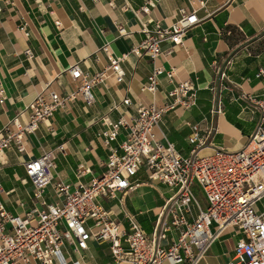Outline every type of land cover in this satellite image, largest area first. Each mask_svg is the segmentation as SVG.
<instances>
[{"label": "crops", "instance_id": "crops-1", "mask_svg": "<svg viewBox=\"0 0 264 264\" xmlns=\"http://www.w3.org/2000/svg\"><path fill=\"white\" fill-rule=\"evenodd\" d=\"M148 1L9 0L0 17V83L5 95L0 102V128L14 118L26 122L30 116L27 106L38 94L50 90L65 94L73 90L75 84L67 72L71 65L79 63L91 74L107 68L110 62L102 50L106 44L112 53L127 57L122 63L126 71L122 83H116L110 76L108 86L100 84L93 88L95 101L90 106L80 98L67 102L52 119L27 134L25 152L10 149L2 156L0 197L7 211L24 214L35 206L34 186L24 162L48 150L61 145L64 148L58 151L51 170L54 181L44 196L47 203L59 200L54 183L61 181L74 188L91 180L92 174L79 177L81 165L91 168L95 175L105 172L110 149L104 142L103 133L108 129L104 118L113 122L122 117L130 120L139 104L155 101L165 105L173 101L164 97V92L172 88L164 76L155 94L141 91L142 83L155 66L174 68L175 82L191 79L198 88L195 105L169 110L155 129L157 138L173 142L181 154L188 155L193 148L188 137L195 124L202 135H210L211 144L201 151L205 154L220 147L241 150L256 127L264 123V75L258 76L264 69V0H151L149 12H141L138 17L136 11ZM183 7L196 9L200 22L183 37L182 44L163 43V54L155 60L148 55L138 57L131 53L132 47L144 38L140 32L141 21L152 19L170 26ZM56 21L61 22L59 27ZM119 26L127 34L120 35ZM28 49L32 57L28 56ZM218 66L226 71L223 81L217 78ZM125 97L132 99L131 106L122 103ZM218 101L221 113L213 112ZM113 104L121 106L112 110ZM125 135L126 130L122 128L111 142L119 152ZM133 181L137 184L135 189L118 192L115 198L101 196L98 201L123 229H129L125 217L128 212L151 238L157 213L175 190L164 184L151 185L145 167ZM36 205L43 207L41 202ZM178 234V231L171 232L162 244L171 246ZM239 237L231 230L226 231L199 264H222L219 258L230 253L233 256ZM222 240L230 243L229 252H220L218 244H224ZM123 246L122 261L114 258L110 242L95 239L80 253L66 245L63 257L68 258V264L76 261L79 264H133L127 242Z\"/></svg>", "mask_w": 264, "mask_h": 264}, {"label": "built area", "instance_id": "built-area-1", "mask_svg": "<svg viewBox=\"0 0 264 264\" xmlns=\"http://www.w3.org/2000/svg\"><path fill=\"white\" fill-rule=\"evenodd\" d=\"M8 2L0 0V17ZM150 5L151 0L136 11L137 16L141 12L148 13ZM177 16L175 22L167 27L157 20L141 21L140 32L144 38L132 47L131 53L138 57L148 55L155 60L163 54V43L182 44L183 37L199 24L200 19L194 8H180ZM60 25L61 22L56 21V26ZM118 33L125 35L127 31L119 26ZM102 50L110 62L107 68L91 74L84 71L79 63L71 65L67 72L74 81L73 90L65 94L55 90L38 94L27 106L30 116L26 122L21 123L14 118L0 128V157L10 149L25 152L27 134L52 119L67 102L80 98L90 106L95 101L93 88L100 84L108 86L110 76L118 84L125 80L126 71L122 63L127 55L112 53L109 44ZM26 52L29 57L33 56L30 49ZM216 74L219 81L226 77L221 66L216 68ZM261 75H264V69L258 74ZM163 76L172 84V88L164 92V97L173 98L172 102L165 105L155 101L139 104L130 120L122 117L113 122L104 118L108 129L103 136L110 155L106 160L107 170L102 174L95 175L91 168L81 165L79 177L92 174L91 180L74 188L61 181L54 183L59 200L47 203L44 196L54 181L51 170L55 167L58 151L64 149L63 145L24 162L34 186L32 199L36 203L41 202L43 207L35 203L24 214H13L6 210L0 197V264H53L56 261L68 264V258L63 257L66 245L72 246L73 252L80 253L89 248L92 239L110 242L117 261L124 259L125 241L133 264H183L187 261L199 264L228 230L240 237L227 264H264V123L256 127L248 144L241 150L230 151L220 147L205 154L201 151L211 144L210 135H202L195 124L188 137L193 148L188 155H183L173 142L157 138L155 129L169 110L195 105L198 88L191 79L175 82L174 68L167 70L155 66L147 81L142 83L141 91L155 94ZM4 99L0 83V102ZM122 103L131 106L132 99L125 97ZM220 103L218 101L213 112H222ZM120 106L113 104L111 109H119ZM122 128L126 135L119 152L111 142L116 140ZM143 167L148 170L151 185L164 184L175 190L160 207L151 238L142 224L128 212H125V217L129 221V229H123L98 201L101 196L115 198L118 192L135 189L137 184L133 178ZM195 185L200 186L207 200L206 208L197 198ZM175 231L179 234L173 244L164 246L162 241ZM74 263L79 264L78 261Z\"/></svg>", "mask_w": 264, "mask_h": 264}, {"label": "rangeland", "instance_id": "rangeland-1", "mask_svg": "<svg viewBox=\"0 0 264 264\" xmlns=\"http://www.w3.org/2000/svg\"><path fill=\"white\" fill-rule=\"evenodd\" d=\"M195 189H196V195H197V198L199 199V201H200V203L202 204V206H203L204 208H206L207 205H208V203H207V200H206L204 194H203L202 191H201L200 186L195 185ZM263 201H264V200H263ZM261 206H262V202L259 203V207H261ZM223 241H224V242H223ZM222 242H223L224 244H218L220 252H223V251H227V252H229V251H230V248H231V247H230V243H228V241H225V240H222ZM231 257H232V253H230L228 256H225V257H224V255H222V256L219 258V261L223 264L225 260L227 261V259H230Z\"/></svg>", "mask_w": 264, "mask_h": 264}, {"label": "bare ground", "instance_id": "bare-ground-1", "mask_svg": "<svg viewBox=\"0 0 264 264\" xmlns=\"http://www.w3.org/2000/svg\"><path fill=\"white\" fill-rule=\"evenodd\" d=\"M3 156V155H2ZM2 156L0 158H2Z\"/></svg>", "mask_w": 264, "mask_h": 264}]
</instances>
